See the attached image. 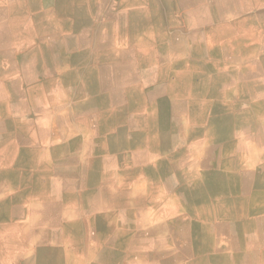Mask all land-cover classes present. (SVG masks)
<instances>
[{
	"label": "bare ground",
	"instance_id": "6f19581e",
	"mask_svg": "<svg viewBox=\"0 0 264 264\" xmlns=\"http://www.w3.org/2000/svg\"><path fill=\"white\" fill-rule=\"evenodd\" d=\"M234 1L243 10L264 7V0ZM66 2L56 0L55 4L58 8L67 7L69 4ZM29 3L30 0H0V19L6 18L11 8L27 7ZM218 4L215 3L207 12V18L212 23L217 20ZM257 13L264 15V8ZM198 14V10L188 13L191 23L200 22ZM10 19L0 21V55L6 56V60L7 56L12 58V52L4 48L9 42H15L19 25ZM236 22L232 25L235 31L229 29L230 35L222 24L211 27V32L228 39L222 40L224 45L220 48L200 49L194 41L196 34L191 33L183 34L184 45L178 44L180 36L174 35L173 47L158 49L161 55L173 56L176 61L184 57L204 58L200 65L197 64V82L191 79L193 64L181 62L170 65V69L180 77L176 82L157 80L152 86L142 88L133 81L128 71L123 74L122 81L96 80L92 85L90 82L91 88L97 91L108 85L110 88L113 86V90H119L122 85L118 95L111 93L97 96L98 103L105 110L110 108V113H97L94 122L98 125L100 121L104 128L108 126L112 131L110 139L114 141L109 146L108 159L104 157L106 159L90 162V173L92 180L96 181V166L105 165L106 171L102 175L104 178L110 177V186L115 183L119 188L124 185L120 182V171H126L125 185L131 193L130 201H122L120 193L109 196L108 186H105L103 193L92 202L89 211H92L93 216L82 224L63 223L52 203L57 198L62 200V193L38 192L39 188L35 187L29 194L43 198L45 208L41 211L42 216L51 213L52 223L41 226L38 221L40 218L30 215L32 209H27L26 220L30 221L29 224H14L9 239L0 241V264H10L8 250L11 246H22L30 239L32 245H39L33 246L34 249L27 248L28 252L35 251V256L30 259L25 257L23 264H142V259L150 261H144L143 264H264V160L259 159L264 158V26L250 24L254 29L246 30L245 21ZM125 23L129 25L128 21ZM96 32L98 35L101 33L99 30ZM25 33L31 35L30 32ZM197 37L200 39L201 35ZM244 42L255 43V47H248ZM38 46L41 45L35 49ZM116 68L123 72V67ZM176 88L181 97L173 96ZM213 110H216L214 114ZM119 123L125 125L114 129V124ZM100 142L95 139L93 153L104 151L105 144ZM119 143L129 150L125 158L123 151L120 154L117 151ZM163 151H167L166 156H162L166 153ZM155 156L158 159L152 162ZM234 167L235 174L232 177L235 179L231 180L228 171ZM141 176L147 177L149 181L138 180ZM18 180L16 177L15 181ZM158 184L164 187L172 204H163L156 198ZM141 191H145V194ZM84 198L88 200L86 196ZM103 198L108 202V207L116 209L121 217L118 223L108 213L99 215L94 211ZM125 202H129L131 207L124 208ZM144 206L153 207L154 212L150 213ZM140 207L143 209L141 215L138 211ZM170 214H174L171 222L153 224L155 218ZM139 226L143 228L141 233L138 231ZM166 232L167 235L164 234ZM139 234L143 235V240L137 238ZM152 234L154 238L148 236ZM50 238H57L61 245H50ZM98 244L104 245L99 254L104 256L102 260L96 257ZM150 246L154 250H150Z\"/></svg>",
	"mask_w": 264,
	"mask_h": 264
},
{
	"label": "crops",
	"instance_id": "0c3cea01",
	"mask_svg": "<svg viewBox=\"0 0 264 264\" xmlns=\"http://www.w3.org/2000/svg\"><path fill=\"white\" fill-rule=\"evenodd\" d=\"M55 1L30 0L27 7L19 6L14 13H11L12 11L7 12L8 19L11 18L10 20L19 23L16 32H30L35 35H33V39L27 40V42H9L4 50L7 49L12 52V58L7 56L6 60V56L0 55V241L9 239V236L13 233L14 224H29L30 221L26 220V210L29 208L32 209L29 212L30 215L40 218L38 221H40L41 226L51 225L53 215L50 213L43 217L41 213L45 208L43 198L29 194L35 187L39 188L38 192L47 191L54 194L59 191L62 193L61 195L64 196L62 200L57 198L52 203L57 208V213L60 214L59 219L63 223L82 224L85 223V219L90 218L91 215L93 216L92 211H89L93 205L92 202L95 197L97 198V195L103 193L102 190L105 186H108L109 196L120 193L122 201H130L131 193L125 185L126 171L119 170L122 175L120 182L124 184L119 188L116 187L115 183L112 184L114 187L110 186V177L108 179L102 175L106 171L105 165L98 164L96 166L95 171L98 174L96 181L92 180V173H90L92 169L90 167L92 163L90 162L97 159H108L109 146L114 141V139H110L112 131L108 126L104 128L100 121L97 122L98 125L94 122L97 113H110V108L105 110L103 105L98 103L97 96L102 97L104 94L111 93L118 95L122 85L119 86V90H113V86L110 88L108 85L100 87L97 91L95 88H91L90 82L92 85L93 81L96 80L110 81L115 79L122 81L123 74H126L127 71L133 81L142 88L152 86L157 80L176 82L179 81L180 77L170 69L171 64L181 62L200 65V61H203L204 58L184 57L176 61L173 56L161 55L158 49L160 47H173L174 35L180 36L178 44L181 45H184L185 41L182 38L183 34L190 35L194 33L196 34L194 41L200 49L220 48L224 45L223 41L228 39L222 38L218 33L211 32L213 25L219 23L226 26L225 31L229 35V29L235 31L232 25L237 23L236 21H245L246 30L254 29L251 25L264 26V15L257 13L264 7L243 10L234 0H63L67 1L66 3L69 5L60 8L56 6ZM218 2V12L215 15L217 20L212 23L207 18V12ZM186 8L189 9L186 10ZM194 10H198V17H200V22L196 24L191 23L187 16L188 13ZM125 21H128L129 25H126ZM19 27L22 28L19 29ZM98 30L101 32L99 35L96 32ZM240 32L244 33L238 31V33ZM199 34L201 35L200 39L197 37ZM142 37L144 38L142 39ZM244 43L248 47H255V43ZM37 45H41L38 46L39 49H35ZM51 54H55V56L52 57ZM5 60L7 63L4 64ZM116 62L117 64H114ZM144 65L156 66L151 71L155 79L148 86L141 82L144 71L142 66ZM119 66L123 67V72L121 69L116 68ZM104 71L105 75L103 74ZM178 92L176 93L175 90L173 96L181 97L182 95ZM39 123L41 124L39 125ZM119 124H114V129L125 125ZM96 128H99V130ZM95 139H99L100 143L105 144L104 151H99L96 154L93 153ZM118 146L117 151H119V154L123 151L124 158L127 157V151L129 150L126 147H121L120 143ZM163 152L166 153L162 156H166L167 151ZM157 159L158 156L153 157L152 162ZM16 177L19 178L18 181H15ZM38 177L41 179L40 181ZM147 179L145 176L138 178V180H144L145 182L149 181ZM45 183L47 186L44 187ZM157 187L156 198L161 200L163 204H172L173 201L170 200V197H167L168 193L163 189L164 187L161 184H158ZM141 192L145 194V191ZM28 194L29 196H27ZM85 196L89 201L84 198ZM107 204L108 202L103 198L94 211L99 215L108 213L116 219L114 222L118 223L121 217L116 209H111ZM124 205H122L124 208L131 207L129 202H125ZM144 207H147L150 213L154 212L153 207ZM65 209L68 211L65 212ZM138 211L141 215L143 209L140 207ZM172 215L174 216V214ZM172 215L157 217L153 224L171 222ZM6 226H8L7 229ZM142 229V226H139V233L142 232ZM164 234L167 235L168 233ZM142 236V234H139L137 238L143 240ZM148 236L154 238L153 234ZM54 239L51 240L50 238L49 244L60 246L61 243L58 239ZM37 245L39 243L32 245L30 239L22 246H11L8 250L11 257L10 264H23L25 257H29V259L32 256L34 257L35 251L28 252L27 248L32 247L34 249L33 246ZM103 246L98 244L99 251L96 257L99 260L104 258L103 255L99 256L100 249ZM123 247L122 249H124ZM151 249L154 250V247L150 246ZM120 252L118 255H120ZM142 261L150 262L147 259H142ZM123 262H125L124 258Z\"/></svg>",
	"mask_w": 264,
	"mask_h": 264
},
{
	"label": "rangeland",
	"instance_id": "374dc122",
	"mask_svg": "<svg viewBox=\"0 0 264 264\" xmlns=\"http://www.w3.org/2000/svg\"><path fill=\"white\" fill-rule=\"evenodd\" d=\"M19 8V6H15V7H13V8H11L12 10V12L11 13H14L17 9ZM8 19V17H6V18H3V19H0V21H2V20H7ZM22 27H19V29H21ZM25 35V36H24ZM33 35H35V34H32L31 33V35L30 36H28V34L27 33H25V32H16V34H15V42H17V43H19V42H21V43H23V42H27V40H30V39H32V37H34ZM24 37V38H23ZM29 37V38H28ZM23 39V40H22ZM18 40V41H17ZM15 42H11V43H15ZM18 50H23V49H18ZM195 66V67H194ZM143 67V74H142V78H141V82H142V84H144L145 86H148V85H150L151 83H152V81L155 79V76H153V74L151 73V71H152V69L153 68H156V66H148V65H144V66H142ZM198 69H199V65H197V64H194L193 65V76H192V82L194 81V82H197L196 80H198V75H197V71H198ZM149 75V76H148ZM151 76V77H150ZM176 81V80H175ZM177 91H178V89L176 88V93H177ZM247 102H248V99H247ZM247 106V105H246ZM246 106H244V107H246ZM216 112V110H213V112H212V114H214ZM259 159H261V160H264V158L263 157H260ZM233 170H235V167L234 168H232L231 170H229L228 172H229V174H231L230 176V179L231 180H234L235 178L234 177H232V174H235L234 173V171Z\"/></svg>",
	"mask_w": 264,
	"mask_h": 264
}]
</instances>
